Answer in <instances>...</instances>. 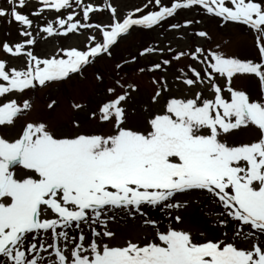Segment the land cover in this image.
<instances>
[{
    "label": "snow or ice",
    "instance_id": "1",
    "mask_svg": "<svg viewBox=\"0 0 264 264\" xmlns=\"http://www.w3.org/2000/svg\"><path fill=\"white\" fill-rule=\"evenodd\" d=\"M5 2L23 39L0 41V264H264V0ZM181 10L201 18L167 23ZM205 19L244 27L253 54L202 44ZM166 23L167 43L117 56ZM70 36L83 39L34 53ZM249 79L254 93L234 84Z\"/></svg>",
    "mask_w": 264,
    "mask_h": 264
},
{
    "label": "rangeland",
    "instance_id": "2",
    "mask_svg": "<svg viewBox=\"0 0 264 264\" xmlns=\"http://www.w3.org/2000/svg\"><path fill=\"white\" fill-rule=\"evenodd\" d=\"M104 0H95V3L103 5ZM163 3H168L169 0H163ZM110 3H112L114 6L118 8V10L122 13H126L128 10H130L132 7H139L144 3H147V0H109ZM28 7L22 9L24 12H30L35 6H36V0H28ZM0 6H6L5 0H0ZM79 11V9H77ZM196 11H184L181 10L172 21H169V23L174 22H182L183 18L188 17H196L201 18L198 14H196ZM55 13L50 11H45L43 14V18L39 21L40 23H44L45 20H55ZM66 15V13H65ZM109 17L108 12H102L97 14L94 19L96 20H102L107 22ZM34 22L36 20L35 17H33ZM180 19V20H179ZM168 23V21H167ZM167 23L164 25L163 28H157L156 31H142V30H134L132 32V35L128 37L125 40L120 41L119 47L116 49L117 56L124 55L126 56L129 52H134V50L141 45L145 43H154L158 39L160 41H163V43H167V41L164 39L165 37H168L169 39L172 38V33L167 29ZM197 27L205 28L210 31V35L212 36V40L208 41H200L205 46H211L215 47L216 43H220L223 40H229L231 39V43L226 46V50L231 53H236L237 55L244 57V56H251L253 54V39L251 34L242 26H233L229 25L228 28L222 29L218 28L214 21L205 19L204 23L202 25H198ZM7 24H5L3 19H0V41H3L4 39H7L8 41H20L23 39L19 36L17 25L14 28V31L12 33L7 30ZM33 34L36 35L37 29L35 26L32 29ZM162 33V35H161ZM83 38H73V37H50L45 40H41L37 38V44L34 47V53L39 56H44L46 53H49L53 46H67V45H79L80 41ZM196 38H189V43H193V41ZM163 43L161 46H163ZM175 43H173V47H177ZM0 58L10 59L9 57L5 56L3 52H0ZM11 63L16 64L17 66H20L24 61L17 59L10 61ZM141 63H145V61H141ZM181 64H187V63H193V66L200 67L199 65L195 64L194 62L190 60H181ZM97 64L100 66L102 65V62L97 61ZM234 84L237 88H246L249 91L255 92L256 89V82L255 80H236L234 81ZM47 91L43 93H36L35 96H41L45 97L47 95ZM58 98L60 99L61 103L65 102V96L57 94ZM90 98L92 100L98 99L94 95H91ZM6 134L10 136H14L16 134V129H5L4 130ZM192 219L194 221L199 220V214L193 210V216ZM129 218L125 216L124 213H119L117 216V222L115 223V230L117 231V240L115 242H120V238L123 234L122 230H125L126 224L128 223Z\"/></svg>",
    "mask_w": 264,
    "mask_h": 264
}]
</instances>
